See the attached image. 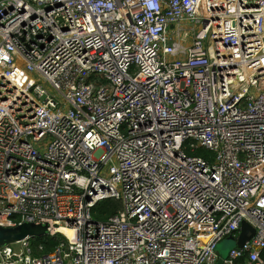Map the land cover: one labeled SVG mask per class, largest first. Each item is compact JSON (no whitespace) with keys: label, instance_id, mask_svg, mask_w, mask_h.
Segmentation results:
<instances>
[{"label":"built area","instance_id":"obj_1","mask_svg":"<svg viewBox=\"0 0 264 264\" xmlns=\"http://www.w3.org/2000/svg\"><path fill=\"white\" fill-rule=\"evenodd\" d=\"M243 222L264 264V0H0V225L62 238L0 264H218Z\"/></svg>","mask_w":264,"mask_h":264},{"label":"water","instance_id":"obj_2","mask_svg":"<svg viewBox=\"0 0 264 264\" xmlns=\"http://www.w3.org/2000/svg\"><path fill=\"white\" fill-rule=\"evenodd\" d=\"M240 234L237 238L231 237L230 240L236 242L235 248H243L254 236L255 230L247 223L243 222L240 227ZM48 235V226L34 223H23L15 227H4L0 225V246L18 243L25 239H42ZM234 249V248H233ZM221 256L218 264H224Z\"/></svg>","mask_w":264,"mask_h":264},{"label":"trees","instance_id":"obj_3","mask_svg":"<svg viewBox=\"0 0 264 264\" xmlns=\"http://www.w3.org/2000/svg\"><path fill=\"white\" fill-rule=\"evenodd\" d=\"M204 152H199V154ZM122 204L115 200H105L101 202L95 210V218L99 221H106L116 215L121 209ZM62 238L59 236L51 237L49 235L42 239H31L30 243L33 248V255L39 257L42 254L50 253ZM42 245L43 249H40Z\"/></svg>","mask_w":264,"mask_h":264},{"label":"rangeland","instance_id":"obj_4","mask_svg":"<svg viewBox=\"0 0 264 264\" xmlns=\"http://www.w3.org/2000/svg\"><path fill=\"white\" fill-rule=\"evenodd\" d=\"M186 29L189 28V25L185 26ZM236 247V242L230 239H224L222 242H220L217 246V253L219 256L223 258H227L233 248Z\"/></svg>","mask_w":264,"mask_h":264},{"label":"bare ground","instance_id":"obj_5","mask_svg":"<svg viewBox=\"0 0 264 264\" xmlns=\"http://www.w3.org/2000/svg\"><path fill=\"white\" fill-rule=\"evenodd\" d=\"M62 232L65 233V234H67L69 237L72 236V234L69 231H67L66 229H63Z\"/></svg>","mask_w":264,"mask_h":264},{"label":"clouds","instance_id":"obj_6","mask_svg":"<svg viewBox=\"0 0 264 264\" xmlns=\"http://www.w3.org/2000/svg\"><path fill=\"white\" fill-rule=\"evenodd\" d=\"M200 155H204V154L201 153ZM239 234H240V233H239ZM238 236H239V235H238ZM234 238H237V237H234ZM220 259H221V257H220ZM226 259H227V258H226Z\"/></svg>","mask_w":264,"mask_h":264}]
</instances>
